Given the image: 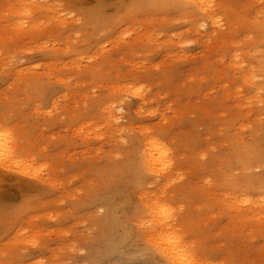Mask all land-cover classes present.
<instances>
[{
	"label": "rangeland",
	"instance_id": "374dc122",
	"mask_svg": "<svg viewBox=\"0 0 264 264\" xmlns=\"http://www.w3.org/2000/svg\"><path fill=\"white\" fill-rule=\"evenodd\" d=\"M175 1L0 0V264H264V0Z\"/></svg>",
	"mask_w": 264,
	"mask_h": 264
},
{
	"label": "bare ground",
	"instance_id": "6f19581e",
	"mask_svg": "<svg viewBox=\"0 0 264 264\" xmlns=\"http://www.w3.org/2000/svg\"><path fill=\"white\" fill-rule=\"evenodd\" d=\"M164 1H168L167 3L173 2V0ZM175 2L184 10L191 8L197 13L200 12L205 19L212 18L211 0H176ZM163 147L162 143L151 138L146 140L143 144V154L141 155L140 165L151 175L163 173L168 169L166 161L167 153L163 150ZM6 164H13V152L9 138L4 133L0 132V165L7 166ZM159 208L160 206L154 205L151 212L155 213ZM153 221L159 223L161 219L158 221L156 217H153ZM160 231H164V229L162 228ZM154 240L155 245H157L156 248L160 250L170 263L191 264V257L181 249L177 239L168 232H161Z\"/></svg>",
	"mask_w": 264,
	"mask_h": 264
}]
</instances>
